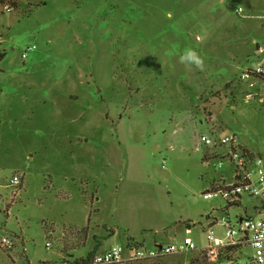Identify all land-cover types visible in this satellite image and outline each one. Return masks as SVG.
I'll return each mask as SVG.
<instances>
[{
    "label": "rangeland",
    "instance_id": "obj_1",
    "mask_svg": "<svg viewBox=\"0 0 264 264\" xmlns=\"http://www.w3.org/2000/svg\"><path fill=\"white\" fill-rule=\"evenodd\" d=\"M255 41L264 0H0V264H80L94 236L181 243L188 222L204 247L209 214H252L254 197H203L230 168L200 138L235 132L264 157V86L240 80ZM235 250L125 264H253Z\"/></svg>",
    "mask_w": 264,
    "mask_h": 264
},
{
    "label": "built area",
    "instance_id": "obj_2",
    "mask_svg": "<svg viewBox=\"0 0 264 264\" xmlns=\"http://www.w3.org/2000/svg\"><path fill=\"white\" fill-rule=\"evenodd\" d=\"M236 12L241 13L243 9L239 7ZM33 49L35 46L28 48V50ZM26 55V52L23 53V57ZM240 80L247 85L248 89H259L264 86V43L255 41L251 62L241 72ZM257 92H247L246 101L253 99ZM259 100L264 101V98ZM200 141L212 148V152L203 156L205 164L208 166L212 164L217 169H222L226 164L230 168V174L221 175V181L212 185L211 189H206L202 193L203 197L211 199L220 195L227 202V207L240 203L244 195L254 197L260 203L253 205V213L248 214L246 209L244 215L232 217L228 213L222 218L209 214L207 218L209 223L207 227H204L207 237L204 247L196 245L190 236L191 228H187V236L181 243L170 240L155 242L154 246L147 247L143 243L130 241L126 245H111L86 256L84 264H125L194 251L209 260H217L222 252L229 248L238 251L247 247L253 249V264H264V157L248 148L235 132L219 133L214 130L210 134L202 135ZM213 161L214 163H211ZM21 182L20 175H14L11 179L12 186H18ZM222 210L227 211V209ZM215 226L222 227V235L215 232ZM46 244L48 247L51 246L49 242ZM0 245L6 249H12L14 246L12 236L0 231Z\"/></svg>",
    "mask_w": 264,
    "mask_h": 264
},
{
    "label": "clouds",
    "instance_id": "obj_3",
    "mask_svg": "<svg viewBox=\"0 0 264 264\" xmlns=\"http://www.w3.org/2000/svg\"><path fill=\"white\" fill-rule=\"evenodd\" d=\"M180 62L185 64L194 63L198 67L202 66V59H200L191 49H186L185 53L180 57Z\"/></svg>",
    "mask_w": 264,
    "mask_h": 264
},
{
    "label": "trees",
    "instance_id": "obj_4",
    "mask_svg": "<svg viewBox=\"0 0 264 264\" xmlns=\"http://www.w3.org/2000/svg\"><path fill=\"white\" fill-rule=\"evenodd\" d=\"M21 183H23V181ZM186 224H187V228H191L190 227L191 226V223L190 222H188ZM88 229H89V226H83L82 229H81V234L80 235L87 238V236H88ZM94 238L96 240V245H95V247L93 248V250L88 255H90L93 252L97 251L98 248H99V240L100 239L97 236H94ZM85 262H86V257L80 259V264H84Z\"/></svg>",
    "mask_w": 264,
    "mask_h": 264
},
{
    "label": "crops",
    "instance_id": "obj_5",
    "mask_svg": "<svg viewBox=\"0 0 264 264\" xmlns=\"http://www.w3.org/2000/svg\"><path fill=\"white\" fill-rule=\"evenodd\" d=\"M99 239L100 240H99V248H98V250H104L105 248L109 247V246L105 247L104 244H103V241L101 240V238H99ZM132 241H133V239H132Z\"/></svg>",
    "mask_w": 264,
    "mask_h": 264
}]
</instances>
